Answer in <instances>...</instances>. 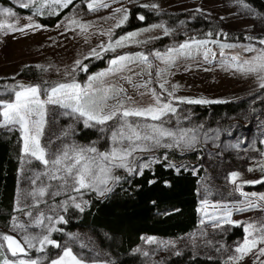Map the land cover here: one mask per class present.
<instances>
[{"label": "rangeland", "instance_id": "1", "mask_svg": "<svg viewBox=\"0 0 264 264\" xmlns=\"http://www.w3.org/2000/svg\"><path fill=\"white\" fill-rule=\"evenodd\" d=\"M10 1L13 3L11 7L0 4V23L24 30L0 28V79H18L26 67H35L39 76L25 78L22 83L39 85L40 99L46 100L48 90L55 84L74 81L86 87L90 78L107 73L101 78L102 84L96 81L94 88L111 86L115 89V93H109L113 97L107 101L109 106L120 100L128 108L148 107L155 105L158 97L161 104L170 103L175 108L174 113H167L161 120L128 117L129 122L161 126L176 133V139L181 133H186L184 140L195 137L192 147H187L184 141L177 146L171 137H161V146H154V141L140 142L148 145L150 150L136 151L129 157L133 172L105 162L112 168L111 176L119 179H110L107 185L100 186L101 189H111L124 176L141 173L159 158L158 154L163 149L187 152L204 147L205 171L199 186V225L178 238L144 235L134 252L141 255L146 264H165L169 257L185 251L220 257L222 264H264V255L260 254L264 243H258L239 259L241 254L236 252V248L243 244L248 234L244 231L242 237L231 241L227 239L233 226L241 225L244 228L252 223L259 228L264 225V200L259 199L264 195V183H245L264 181V105L261 104L264 101V88L260 87V74H245L237 70L244 61H252L264 50V44L260 43V40H264V15L242 0H102L108 7H98L96 10H89L88 5L92 0H72L68 6L76 4L70 12L54 25H45L40 22V16H57L68 6L52 4L48 7L46 5L50 0H34L32 3L29 0ZM22 4H28L23 8L31 7L33 14L17 12L15 7ZM135 7L143 9L136 12L137 17L144 19V11L155 17L138 27L125 28ZM5 9L13 15H6ZM117 9L121 11L117 12ZM124 15H127V20L117 27ZM147 17L152 18V15ZM73 20L77 23H72ZM208 22L213 25L209 27ZM29 24L39 27H28ZM81 25L86 27L82 28ZM232 33H242L245 37L242 40L231 39ZM117 40L122 41V46H116ZM199 41L207 43H196ZM185 43L190 45L187 50L190 54L178 55L173 52L169 60L168 50ZM109 44L113 45L114 50L108 48ZM247 48L253 51H246ZM93 49L98 55L91 54ZM157 52L164 57L163 60L156 57ZM138 53L147 56V62L138 59L125 61L122 62L124 70L109 71L116 67L112 60L119 56L135 57ZM103 57L107 58L106 65L89 72L84 62ZM233 57L238 59L234 60ZM77 61H81L79 66ZM12 89L7 87L0 91V101H12ZM119 89L124 91L120 92ZM187 100L209 101L199 104L245 100L247 106L240 108L235 115L225 114L222 118L224 121L214 120V125H211L210 118L198 116L194 109L196 103H187ZM44 119L40 144L50 161L65 149L71 155L73 148L95 147L98 154L110 152L113 147L119 146L112 139V132L118 127L115 119L104 125L94 121L85 125V118L53 104L45 105ZM80 126L95 130L96 138L90 141L78 139ZM3 129H17L20 132L21 168L15 212L10 226L1 230L0 236L11 235L22 241L25 234H48L54 241L52 233L57 230L65 204L88 192L96 196H104L107 192L100 195L91 189L75 191L70 177L67 184L59 179H51L55 172L51 163L46 166L24 153L19 127H0V131ZM105 139L107 143L103 149ZM165 144L172 146L164 147ZM233 172L239 174L236 183H232ZM55 174L65 175L62 170ZM41 188L45 191L43 196L39 195ZM250 203L256 207L249 209ZM225 206L231 210V220L236 223L227 224L219 219L224 214ZM41 214L44 222L37 225L35 221ZM47 217L52 219L49 221ZM18 225H24V228ZM49 229L53 230L49 233ZM254 237L258 239L259 233L254 232L253 237L248 238ZM0 243L3 241L0 240ZM51 245L56 249L53 253L48 249ZM39 247L36 243L35 248H26V254L17 257H12L5 249L0 253V264L5 256L10 260L33 259L38 264H51V261L63 256L65 248H70L82 264H113L112 254L101 247L96 236L88 229L67 233L59 243L46 244L43 251H39Z\"/></svg>", "mask_w": 264, "mask_h": 264}, {"label": "trees", "instance_id": "2", "mask_svg": "<svg viewBox=\"0 0 264 264\" xmlns=\"http://www.w3.org/2000/svg\"><path fill=\"white\" fill-rule=\"evenodd\" d=\"M252 9L264 15V0H242ZM3 6L11 7L10 0H0ZM76 3L63 9L57 16H40L43 24L54 25L72 10ZM20 14H33L31 7H15ZM143 10L135 7L125 28H134L154 19L152 13H145L141 20L136 12ZM152 15V18L147 17ZM208 26L213 23H207ZM210 27V26H209ZM242 33H232L231 39H244ZM107 58L87 59L84 64L88 71H94L107 63ZM39 76V71L32 66L26 67L18 79H0V91L14 88L25 80ZM264 105V101L261 102ZM247 102L226 101L210 104H195L198 116L224 121L225 114L235 115ZM214 125V124H213ZM77 138L83 141L94 140L97 133L93 129L82 128ZM21 138L17 129L0 131V232L10 226L15 212L19 190L21 168ZM107 139L102 143V148ZM204 147L196 151L183 152L178 149H163L159 158L141 173L126 175L116 182L111 191L104 196L85 193L77 200L64 205L52 238L59 243L67 233L80 229L90 230L101 247L112 254L113 264H146L134 249L141 244L144 235L178 238L197 228L200 222L199 186L204 175ZM79 204L80 208L75 207ZM82 209V210H81ZM244 235L241 225L233 226L227 239L234 240ZM55 252L54 246L48 247ZM165 264H222L220 257L196 255L185 251L169 257Z\"/></svg>", "mask_w": 264, "mask_h": 264}, {"label": "snow or ice", "instance_id": "3", "mask_svg": "<svg viewBox=\"0 0 264 264\" xmlns=\"http://www.w3.org/2000/svg\"><path fill=\"white\" fill-rule=\"evenodd\" d=\"M34 2V0H29V3ZM38 2V0H37ZM72 0H50L46 6L51 7L52 4L59 5L61 7H67ZM28 4H22L21 7H28ZM89 10H96L98 7H108L104 4L102 0H92V3L88 5ZM156 7V5H152ZM8 16L13 15V13L7 9L3 10ZM121 11L120 9L116 10ZM40 12V7L37 8V13ZM143 19V17H141ZM125 20H127V15L117 23V27L120 26ZM72 23H77L72 21ZM28 27H39V25L29 24ZM82 28L86 26L81 25ZM0 28H7L9 30H19L23 31V28H16L15 25L0 23ZM168 34L167 29H165V35ZM135 35V34H132ZM124 39H127L124 38ZM198 44H205L206 41L196 42ZM261 44H264V40H260ZM116 46H122V41L117 40ZM190 45L185 43L181 44L176 49L168 50V59L171 60V53L175 52L178 55L190 54L187 52ZM224 47V46H222ZM109 49L114 50L112 44L108 45ZM107 50V49H106ZM246 51H253L251 48H247ZM92 55H98L96 50L93 49ZM156 57L158 59H164L159 52H157ZM207 57V52H205ZM138 59L142 62H147V56L143 54H136L135 57L119 56L117 59L111 61V63L116 66L110 69V72H119L124 70L125 65L122 62L132 61ZM234 60L238 59L233 57ZM76 64L79 66L81 61H77ZM247 65V67H245ZM151 67V65H149ZM86 70V68H85ZM238 71L245 74L254 73L260 74L259 78L262 81L260 84L261 88H264V50L253 58L252 61H244V63L238 66ZM107 75V73H100L97 77L90 78V81L86 87H81L78 83H59L51 86L48 90L46 100L40 99V86L39 85H26L20 83L16 85L12 92L14 94V99L12 101L4 102L0 101V117H2V122H0V127L8 128L9 126H18L22 133L23 139V151L26 155L35 157L36 160L42 162L44 165H51L55 168V172H60L61 170L65 173L63 176H57L55 172L52 174L51 179H59L67 184V180L70 177L73 180V190L80 191L81 189H91L93 191H98L100 195H104L105 192L111 191L110 188L104 187L101 189V185H107L109 180H118L119 177L111 176L112 168L109 167L105 162L111 164L112 167L125 168L129 173L133 172L134 169L130 166L129 157L133 156L136 151H148L149 146L142 144V141H154V146H161V137H171L177 146L180 145L181 141H184L187 147H192L195 142V137L188 140H184L186 133H181L179 139H176L177 134L171 130L164 129L161 126L155 124H143L138 122H129L128 117H141L145 119H151L152 121L161 120L162 116L167 115L169 112H175V108L172 107L170 103H160L159 98H156V104L150 105L148 107H134L128 108L124 106V102L118 100L115 105L109 106L107 101L112 96L109 95L110 92L115 93L113 87H100L94 88V83L96 81H101L102 77ZM129 82L130 81V78ZM146 86V85H143ZM161 88L164 87L163 84L160 85ZM18 89V90H17ZM123 92V89H119ZM97 93H102L97 95ZM171 95V93H169ZM155 97V92H153ZM131 100V97H128ZM187 103H208L205 100H187ZM53 104L58 105L64 109H70L71 113L78 114L79 117H83L84 124L89 125L90 121H94L96 124L104 125L108 121L117 120L118 127L112 132V139L117 143L118 147H113L110 152L98 153L95 147L89 148H73L71 149V155L68 149H65L61 155H57L55 158H46L45 149L41 147L40 137L43 132V125L45 122V105ZM108 109L105 111V109ZM164 147H171L170 144L163 145ZM89 153L96 155H89ZM66 161H71V163H65ZM62 166V168H61ZM147 165H143L146 167ZM251 170V169H250ZM239 174L236 172L231 173L232 183H236ZM245 183H264V181H245ZM45 191L43 188L39 190V195L43 196ZM243 195H247L242 193ZM35 195V193L33 194ZM255 195V194H253ZM73 200L75 198H72ZM260 200H264V195L259 197ZM75 207L80 208L79 204H75ZM256 205L250 203L248 208H254ZM82 210V209H81ZM246 209H238V211H244ZM31 216V213H28ZM231 210L227 209L225 206L224 214L219 219H222L224 223L233 224L236 223L231 220ZM50 221L52 217H47ZM214 219H218L214 217ZM63 220V217H60ZM44 222L43 214L40 215L35 221L37 225H42ZM216 226H220L217 224ZM20 228H24V225H18ZM53 229H49V233ZM247 237L245 238L243 244L236 248V252L240 253L239 259L243 258L248 252L252 251L253 248L257 246L258 243H264V225L257 228L256 225L249 223L244 227ZM259 233V237L249 239L248 237H253V233ZM0 240V253L5 249L11 253L12 257H17L20 254H26V248L32 249L36 247V243L40 245L39 251L44 250L46 244H54L55 242L49 238L48 234L41 235H28L23 236L22 241L16 239L11 235H2ZM36 242V243H34ZM59 246V245H57ZM260 254L264 255V248L260 249ZM146 255V253H145ZM2 264H38L36 260L33 259H18L10 260L6 256L4 257ZM51 264H82V262L73 255L70 248H65L63 256L57 260L51 261Z\"/></svg>", "mask_w": 264, "mask_h": 264}, {"label": "water", "instance_id": "4", "mask_svg": "<svg viewBox=\"0 0 264 264\" xmlns=\"http://www.w3.org/2000/svg\"><path fill=\"white\" fill-rule=\"evenodd\" d=\"M142 17V16H141ZM141 17H140V19H141Z\"/></svg>", "mask_w": 264, "mask_h": 264}]
</instances>
